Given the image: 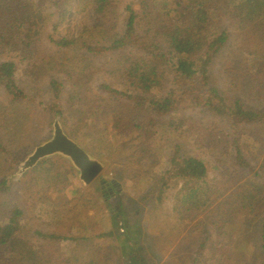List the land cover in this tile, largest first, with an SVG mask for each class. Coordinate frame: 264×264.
I'll use <instances>...</instances> for the list:
<instances>
[{"label":"trees","instance_id":"1","mask_svg":"<svg viewBox=\"0 0 264 264\" xmlns=\"http://www.w3.org/2000/svg\"><path fill=\"white\" fill-rule=\"evenodd\" d=\"M68 1L0 0V88L10 101L28 103L24 112L16 113L18 108L11 115L18 120L15 125L0 104V126H10L8 134L18 135L19 130L32 121L40 128L46 122L45 118L54 116L53 122L61 121L56 128L66 136L79 139L85 134L89 139L85 137L84 144L98 145L101 138L98 128L108 115L121 117L124 123L121 122L118 130L131 126L134 131L147 127L155 111H170L177 101L184 102L187 97L195 107L224 117L236 138L250 126L264 125V111H253L239 100L229 102L225 99L218 80L224 77H221V71L227 76L232 73L231 65L239 61L240 53L219 55L227 35L223 31H213L219 28L218 8L234 9L238 1L245 2L246 17L250 21L259 18L264 22V0H133L125 1L123 7L116 0H78L80 7L88 6L96 16L95 27H101L100 35L112 31L110 37L100 38L91 32L87 39L53 34L66 17L67 12L62 6ZM117 18L121 19V25L114 29ZM90 58H102L95 72L94 59L86 63ZM262 58L264 51L260 54L259 51L251 52L239 63H246L245 68L252 72L255 61L260 62ZM216 71L219 73L215 75ZM17 72L34 82L50 74L47 89L50 100L36 103L30 98L28 92L20 89ZM101 72L110 76L111 81L101 78L92 85L88 75ZM255 73L260 77L264 75L261 63L255 67ZM68 83L70 89L66 90ZM176 84L179 86L176 93L185 94L179 99L175 97L174 89H168L166 97L157 89ZM186 87L191 94L185 91ZM24 117L28 119L24 120ZM174 122L169 121L167 125L172 127ZM236 138L235 149L230 147L229 157L223 159L224 172L229 178L224 180L216 203V187L207 183L208 168L203 161L179 155V144L173 146L166 160L161 159V180L183 183L172 200L175 207L180 208L182 217L173 227L168 221L164 222L170 225V231H155L161 216H154L155 223L146 228L142 226L140 212L126 217L120 204L123 197L120 187L102 181L101 195L104 192L108 197L115 196L116 210L122 218L121 221L115 219L112 232L106 236L121 246L123 256L120 261L125 259V264H141L143 251L151 255L157 245L175 242L183 230L180 222L210 209L211 213H216L217 230H221L230 244L224 249L210 244L209 262L254 264L259 257L260 264H264V181L245 179L232 189L235 184L229 181L233 175L245 177L249 169L252 170L236 145ZM0 151L5 152L3 140H0ZM52 157L29 162L28 179L32 182L28 181L26 187L14 189L7 178L0 179V264H50L54 255L58 256L57 264H106L108 247L96 242L101 236L92 235L89 228L92 216L84 211V207L93 205L96 215L101 214L99 196L92 197L87 193L89 191L81 189L79 181L70 177L72 166ZM39 185L50 191L44 196L45 200L38 195L42 191L36 190ZM16 192L31 195L29 201L23 203L27 207L10 203V196ZM110 207L113 208L112 202ZM36 210L40 211L35 218L42 224L49 223L44 232L39 231L41 240L38 243L31 242L23 233L20 220L25 219V215L32 218ZM126 219L134 222L129 223ZM118 222L120 225L117 226ZM202 227L203 224L195 223L185 236L187 240L198 241L194 250L199 252L206 244ZM195 233L199 234L197 238ZM252 240L255 247L259 244L253 250L248 247ZM232 245L237 251H230ZM247 250L253 254L240 253ZM177 251L179 259L190 252L188 261L195 262L198 252L193 255V246L192 252L178 248Z\"/></svg>","mask_w":264,"mask_h":264},{"label":"rangeland","instance_id":"2","mask_svg":"<svg viewBox=\"0 0 264 264\" xmlns=\"http://www.w3.org/2000/svg\"><path fill=\"white\" fill-rule=\"evenodd\" d=\"M125 1L133 0H116L120 7H123ZM62 9L67 14L65 19L60 22L57 30L53 32L56 37L76 38L80 36L87 39L91 32L97 38L111 36L110 33L112 31L110 33L104 31L102 35L98 33L101 27H95L97 24L96 16L88 6L80 7L78 0L68 1L62 6ZM246 11L245 2L240 1H238L234 9L224 7L222 9L218 8L216 11L219 28L213 29V31L219 33L223 31L227 35V41L222 46L219 55L223 57L226 54L236 53L235 55H237L240 53V57H237L238 62L231 65L233 69L230 75L227 76L225 73L223 75V71L220 69L221 77H224L220 80H215L221 82L222 92L225 99L229 100V102L239 100L247 109L264 111V75L260 77L255 73V67L259 63L264 68V58L260 62L255 61L252 72L245 68L246 63L244 65L239 63L242 58H248L251 52L257 53L259 51L260 54V52L264 51V22L259 18L250 21L251 19L246 17ZM51 12H54L53 7ZM117 12L120 13V10ZM118 25H121L120 18H117L114 29ZM253 25H256V27ZM93 59H87L86 63ZM101 60L102 58L94 59V72ZM226 65H228V62ZM218 73L216 71L215 75ZM17 75L20 89L28 92V96L35 100L36 103L50 100L49 96L51 94L47 92L50 74L42 76L38 82H34L32 78L26 75L23 76L20 72H17ZM237 76L239 78L236 80ZM88 77L91 79L92 85L101 78L111 81L110 76L102 72L91 73ZM70 85L68 83L66 90L70 89ZM157 89L163 97H166L168 89H174V95L178 99L181 95H185L181 91L176 93V90L179 89L177 84L168 88L162 85ZM185 91L191 92L187 87ZM5 94L0 88V104L7 111L9 120L15 125L18 120L11 115H14L15 109L17 110L18 108L16 113L24 112L26 108L24 106L28 103L26 101L12 102L9 100L10 97ZM180 100L175 104V108L170 111H155L147 127L135 128L134 131L131 126L118 130L117 127L124 123L121 117L111 118L108 115L104 123L98 128L101 137L98 145L92 142L84 144L86 141L85 137L89 139L85 134L79 136L80 140L75 139L72 135H67L69 139L85 151L91 161L98 163L101 167L100 172L89 185L82 182L79 170L68 157L59 153L50 155L53 156L52 158L62 160L72 166L70 177L73 180L75 179V181H79L81 189L89 191L87 193H90L89 195L92 197L99 196L101 214L96 215V207L93 205H87L84 207V211H87V214L92 216L89 222L92 235L101 236L96 242L103 243L108 247L106 264H125V259L120 261L123 252L119 243L106 237L108 233L112 232L111 227H113L115 219L119 218L121 221L122 218L119 216L120 211L116 210L115 196L111 193L110 195L112 196L108 197L104 195V192L101 195L102 186L100 185H103L102 181L113 182L120 187V191L123 192L122 203L120 204L126 217L140 212V219L143 221L142 226L146 228V225L155 223L153 220L154 216H161L156 226L158 230H154L156 232H165L170 231L169 228H171L170 225H165V221H168L173 227L182 217L180 208L175 207L173 201L174 195H177L183 183L178 180L162 181L159 171V167L163 163L162 160L168 158L174 145H181L179 155L192 157L205 163L208 168L206 181L209 185L216 187L214 189L215 203L219 199L222 186L225 184L224 180L227 181L229 178L228 174L224 172L223 159H227L230 155L228 152L235 149L233 145L236 137L233 135L227 120L207 109L195 107L194 102L188 97L184 98V102ZM23 119L26 120L28 118L24 117ZM45 119L46 122H43L42 127L39 128L32 121V123L23 126L19 130L18 135L8 134L10 126H0V140H3V146L5 147V152L0 151V179L7 178L8 183L14 189L26 187L28 181L32 182V179H28L30 169L27 167L30 157L34 154L36 148L53 139L55 129L61 123V121L53 122L54 116H48ZM174 120V126L169 127L167 125L169 121ZM149 127L153 130L149 131ZM165 129L168 130L166 131ZM171 130H175V132H171ZM140 131L142 132L141 134ZM236 140V145L240 147L242 154L250 162L252 170L249 169V173L245 177H243V174L233 175L232 180L229 181L235 184L232 189H235L236 185L242 183L245 179L264 181V125L248 127L244 134L237 135ZM40 189L42 190L41 192ZM36 190L40 192L38 195L43 197V199L50 192L44 185H39ZM217 192L218 195L216 196ZM160 196L162 197L161 202L158 201ZM30 197L29 193L16 192L10 196L9 201L15 205H21L27 203ZM150 199H153V202L147 204ZM111 202L113 208L110 207ZM23 205L27 207V205ZM39 211L33 212L32 218H27L25 215V219H20L23 222V233L27 234L28 239L34 243H38L41 240L39 231L44 232L49 227V223L48 225L46 223L42 224L35 218ZM212 214H214L213 218L210 217ZM215 214L211 213L210 209H206L191 220L180 222L183 230L178 233L176 241L172 243L165 241L163 245L158 243L159 245L156 246L152 253L153 256L143 251L141 253L143 259L141 264H213V262H209L210 244L214 243L219 249H224L230 244L229 239L220 233L221 230H217L218 227L214 224V222H217V218H214ZM127 221L129 223L134 222L133 219H128ZM198 222L203 224L202 228H204V231L202 232L206 242L202 249L203 251L201 250L200 252L194 250L198 241L196 239L187 240L185 237L189 228ZM118 225H120L119 222ZM198 235L195 233L196 238ZM113 238L115 237L113 236ZM192 246L193 255L198 252L195 255L197 256L195 262L191 261L189 263L190 252L187 254L188 256L179 259L177 248L179 251L183 249L191 251ZM248 247L252 250L257 248L253 240L249 241ZM230 251L235 252L237 249L232 245ZM240 253L247 255L253 254V251L247 250ZM57 260L58 256H52L50 264H57ZM254 264H260L259 257Z\"/></svg>","mask_w":264,"mask_h":264},{"label":"water","instance_id":"3","mask_svg":"<svg viewBox=\"0 0 264 264\" xmlns=\"http://www.w3.org/2000/svg\"><path fill=\"white\" fill-rule=\"evenodd\" d=\"M55 153L62 154L71 160L72 164L80 172V179L86 185H89L101 170L99 164L91 161L85 151L69 139L59 128L55 129V134L51 141L36 148L29 162L32 163L39 158L47 157Z\"/></svg>","mask_w":264,"mask_h":264},{"label":"crops","instance_id":"4","mask_svg":"<svg viewBox=\"0 0 264 264\" xmlns=\"http://www.w3.org/2000/svg\"><path fill=\"white\" fill-rule=\"evenodd\" d=\"M161 200H162V197L160 196V197H158V201L159 202H161ZM153 202V199H150L148 202H147V204H150V203H152ZM173 204H174V202H173ZM174 206V205H173ZM166 207V206H165ZM158 209H159V207H158ZM144 213H145V211H144ZM197 215H199V213H197ZM143 220H144V218H143Z\"/></svg>","mask_w":264,"mask_h":264},{"label":"clouds","instance_id":"5","mask_svg":"<svg viewBox=\"0 0 264 264\" xmlns=\"http://www.w3.org/2000/svg\"><path fill=\"white\" fill-rule=\"evenodd\" d=\"M51 141V140H50ZM75 168V167H74ZM80 173V172H79Z\"/></svg>","mask_w":264,"mask_h":264}]
</instances>
